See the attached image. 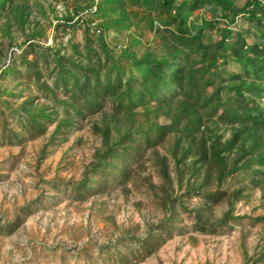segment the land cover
<instances>
[{
    "label": "trees",
    "instance_id": "1",
    "mask_svg": "<svg viewBox=\"0 0 264 264\" xmlns=\"http://www.w3.org/2000/svg\"><path fill=\"white\" fill-rule=\"evenodd\" d=\"M24 1L0 0V18L6 13V18L22 26L29 16ZM127 8L155 14L156 24H148L149 31L160 39L157 51L148 54L146 49L139 54L140 44L132 37L117 55L108 48L104 33L127 14ZM199 11L209 13L210 18L197 15L193 19ZM94 21L97 23L92 24ZM221 24L225 26L219 28ZM54 28L63 34L78 29L85 32L89 37L83 55L86 63L82 57H66L44 46L39 33L29 35L18 47L22 55H13L11 64L0 69V79L11 75L14 82L22 77L33 81L46 92L53 106L47 111L46 107H31L29 98L22 101L21 114L16 117L22 133L11 132L7 140L33 138L35 130L42 132L56 122L51 140L86 115L101 112L100 126L94 125V132L101 135L100 148L79 181L62 185L70 198L84 201L109 188L124 189L139 177L136 169L143 168L147 149L152 151L150 160L162 179L158 205L163 219L148 226L140 236L99 245L97 256L111 264H124L131 258L143 260L165 238L181 230L184 216L192 219L194 231L208 235L220 234L244 219L264 230V214L233 215L235 202L249 190L240 187L242 183L261 188L264 197V0H243L239 7L233 0H87ZM93 40L101 53L90 48ZM72 51L80 56L76 46ZM41 68L50 69V85L42 81ZM1 94L17 97L7 91ZM106 104H110L108 113L102 110ZM57 111L61 115L53 119ZM161 117L168 122L159 123ZM220 127L230 132L225 141L217 136ZM170 136L176 137L171 155L179 186L185 171L193 178H203L198 185L188 181L178 197L173 195L167 157L156 151ZM190 157L192 162L186 165ZM209 179L216 184L213 191L206 190ZM229 180L240 186L223 189ZM58 185L51 184V188L58 192ZM192 197L201 202L199 207H187ZM54 200L48 198L46 203ZM221 202L226 203L227 210L213 218L212 208ZM22 222L16 216L3 223L0 234L12 233ZM89 253L88 249L82 250L83 256Z\"/></svg>",
    "mask_w": 264,
    "mask_h": 264
},
{
    "label": "rangeland",
    "instance_id": "2",
    "mask_svg": "<svg viewBox=\"0 0 264 264\" xmlns=\"http://www.w3.org/2000/svg\"><path fill=\"white\" fill-rule=\"evenodd\" d=\"M86 1L25 0L24 10L29 12V16L22 26L12 18H6L4 13L3 18H0V69L11 64L13 55H22L18 47L32 33H39L44 46L66 57H82V62L86 63L83 55L89 37L85 32L78 29L63 34L54 28L61 20L70 17L74 10H80ZM233 3L239 7L243 0H233ZM126 11L127 14L112 25L113 29L104 33L108 48L117 55L128 46L129 37H132L140 44L139 54L146 49L145 53L148 54L157 51L155 49L160 39L154 36L153 31H149L148 24L149 21H156L155 14H144L142 10L131 8ZM197 15L210 18V14L205 11L194 13L193 19ZM223 26L221 24L219 28ZM89 45L101 53L95 40ZM73 46H76L80 56L73 54ZM16 67L21 69L18 64ZM49 72L40 69L42 81H46L47 85L51 84ZM2 91L15 93L17 97L1 94ZM28 98L33 108L46 107L49 111L53 106L50 97L44 90H39L33 81L28 82L22 77L14 82L11 75L0 79V225L13 221L16 216L23 219L12 233L0 234V264H111L95 254L99 245L114 243L130 235L140 236L148 226L156 225L163 219L162 209L158 205L162 179L150 160L152 151H145L143 168L136 169L139 177L128 182L124 189L113 187L104 194L84 201L74 200L68 191L63 190L62 185L79 181L84 169L93 161L94 153L101 146V135L94 132V125L100 126L103 114L86 115L82 121L51 140L49 138L54 133L56 122L47 125L42 132L35 130L33 138L24 137L21 142L9 141V133H22L16 124V117L21 114L20 103ZM109 108L110 104H106L102 110L108 113ZM60 115L61 111H57L53 119ZM137 118L143 122L140 117ZM158 122L163 124L168 120L161 117ZM219 129L217 136L221 137V141L228 139L230 132L223 127ZM111 136H115L114 131ZM175 139L174 136L167 137L165 144L156 151L167 157L173 195L178 197L185 191L188 181L198 185L203 178L201 175L193 178L189 171H185L182 185L179 186L172 157ZM181 145L185 146V143ZM175 154L178 158L179 151ZM191 159L185 161L186 165L192 162ZM131 166L136 168L135 163ZM56 183L60 187L58 192L51 188V184ZM206 186L207 191L216 189L213 179H209ZM239 186V183L229 180L223 189L231 190ZM240 187L249 190L235 202L233 215H263V190L249 182L242 183ZM53 197L54 201L46 203V199ZM200 204L197 198L192 197L187 207H199ZM226 210L224 202L214 206L213 218L221 217ZM248 223L244 219L231 224L229 229L220 234L208 235L194 231L192 219L184 216L181 230L165 238L152 255L140 261L131 258L124 264H264V230L259 225L251 226ZM83 249L90 251L89 256H83Z\"/></svg>",
    "mask_w": 264,
    "mask_h": 264
}]
</instances>
